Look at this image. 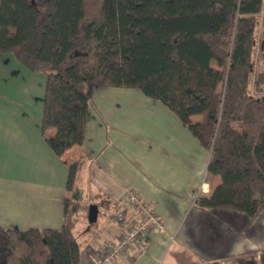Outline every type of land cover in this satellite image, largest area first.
<instances>
[{
  "label": "trees",
  "instance_id": "trees-1",
  "mask_svg": "<svg viewBox=\"0 0 264 264\" xmlns=\"http://www.w3.org/2000/svg\"><path fill=\"white\" fill-rule=\"evenodd\" d=\"M263 3L0 0V52L44 73L41 132L55 129L44 140L57 156L83 141L96 88H136L171 105L209 151L207 171L222 184L196 203L255 217L264 210V99L251 87L253 80L257 90L264 87V32L254 69ZM212 57L223 69L211 67ZM197 115L202 119H189ZM70 176L62 226H0V264H82L75 230L90 203H84L76 165ZM96 200L108 209V200Z\"/></svg>",
  "mask_w": 264,
  "mask_h": 264
},
{
  "label": "crops",
  "instance_id": "crops-1",
  "mask_svg": "<svg viewBox=\"0 0 264 264\" xmlns=\"http://www.w3.org/2000/svg\"><path fill=\"white\" fill-rule=\"evenodd\" d=\"M210 65L221 70L224 62L212 57ZM16 71L24 80L4 82ZM44 93V73L0 52V226L60 228L76 165L79 187L94 198L88 203L97 204L98 196L110 202L97 226L77 233L82 262L115 240L120 228L112 216L132 189L151 204L165 232H151L146 254L118 264H264V210L250 217L196 203L222 178L208 173L209 151L171 105L136 88L98 87L83 141L57 156L44 140L55 129L41 132Z\"/></svg>",
  "mask_w": 264,
  "mask_h": 264
},
{
  "label": "built area",
  "instance_id": "built-area-1",
  "mask_svg": "<svg viewBox=\"0 0 264 264\" xmlns=\"http://www.w3.org/2000/svg\"><path fill=\"white\" fill-rule=\"evenodd\" d=\"M259 18V45L255 51V72L260 68V43L264 32V3ZM251 92L253 96L264 99V87L261 91L257 90L255 80H253ZM204 192L205 187L203 186L201 193ZM112 222L119 226V234L115 240L108 242L96 254H92V261L88 264H118L119 260H131L142 256L147 253V236L151 232H165V226L160 217L152 209L151 204L143 200L132 189L125 192L122 197V207L113 214ZM82 264L87 263L82 262Z\"/></svg>",
  "mask_w": 264,
  "mask_h": 264
},
{
  "label": "rangeland",
  "instance_id": "rangeland-1",
  "mask_svg": "<svg viewBox=\"0 0 264 264\" xmlns=\"http://www.w3.org/2000/svg\"><path fill=\"white\" fill-rule=\"evenodd\" d=\"M32 1H34V0H32ZM255 51H256V50H255ZM255 54H256V53H255ZM254 67H255V65H254ZM13 73H17V74H18L17 71H16V72H12L11 75H10L9 77L5 78L4 82L7 83V82H9V80H10V82H16L17 78L20 79L21 81L24 80V76H23L22 74H18L19 77H20V78H19L18 76L14 75ZM255 74H256V72H255ZM8 78H9V79H8ZM84 197H85V199H84V201H85L84 203H85V204H87L90 200L93 201V199H94V198H92V197H88V194H86ZM85 204H84V205H85ZM82 212H83L82 214H85V215L88 216V209H85V210H83ZM104 217H105L104 210H103L102 207H100V211H99V221L96 222V223H92V224H90V223L88 222V219H85V220L83 221L84 223H80V222H79V224H78L77 229L75 230V232L78 233L79 230H85V228H87V227L93 228V227L97 226V225L100 223V221H102V219H103ZM83 224H85V225H83Z\"/></svg>",
  "mask_w": 264,
  "mask_h": 264
},
{
  "label": "water",
  "instance_id": "water-1",
  "mask_svg": "<svg viewBox=\"0 0 264 264\" xmlns=\"http://www.w3.org/2000/svg\"><path fill=\"white\" fill-rule=\"evenodd\" d=\"M99 206L97 204H90L88 207V222L90 224L96 223L98 219Z\"/></svg>",
  "mask_w": 264,
  "mask_h": 264
}]
</instances>
